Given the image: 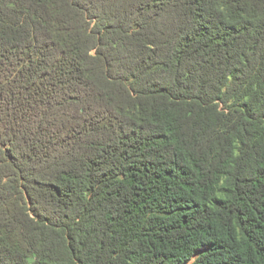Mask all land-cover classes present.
Listing matches in <instances>:
<instances>
[{
    "label": "trees",
    "instance_id": "trees-1",
    "mask_svg": "<svg viewBox=\"0 0 264 264\" xmlns=\"http://www.w3.org/2000/svg\"><path fill=\"white\" fill-rule=\"evenodd\" d=\"M0 264H264V0H0Z\"/></svg>",
    "mask_w": 264,
    "mask_h": 264
},
{
    "label": "rangeland",
    "instance_id": "rangeland-1",
    "mask_svg": "<svg viewBox=\"0 0 264 264\" xmlns=\"http://www.w3.org/2000/svg\"><path fill=\"white\" fill-rule=\"evenodd\" d=\"M198 254H199V253H198ZM198 254H197V255H198ZM197 255H196V256H197Z\"/></svg>",
    "mask_w": 264,
    "mask_h": 264
}]
</instances>
